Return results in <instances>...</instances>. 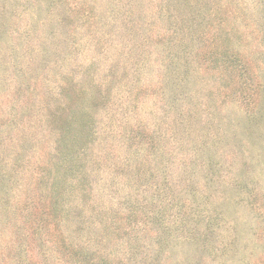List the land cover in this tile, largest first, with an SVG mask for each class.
Listing matches in <instances>:
<instances>
[{
  "label": "rangeland",
  "instance_id": "rangeland-1",
  "mask_svg": "<svg viewBox=\"0 0 264 264\" xmlns=\"http://www.w3.org/2000/svg\"><path fill=\"white\" fill-rule=\"evenodd\" d=\"M0 264H264V0H0Z\"/></svg>",
  "mask_w": 264,
  "mask_h": 264
}]
</instances>
